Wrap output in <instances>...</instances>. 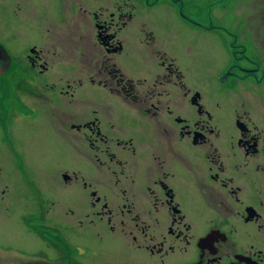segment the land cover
Instances as JSON below:
<instances>
[{
    "label": "flooded vegetation",
    "instance_id": "af4514ba",
    "mask_svg": "<svg viewBox=\"0 0 264 264\" xmlns=\"http://www.w3.org/2000/svg\"><path fill=\"white\" fill-rule=\"evenodd\" d=\"M93 15L104 56L94 58L91 80L105 92L106 106L93 117L67 116L75 142L60 134L59 83L45 78L50 62L32 49L27 71L35 74L25 80L0 43L8 54L0 53V140L7 145L0 146V160L8 156L10 163L17 162V147L26 140L19 133L31 124L38 146L59 152L64 137L94 167L93 180L83 179L89 206L71 227L87 234L88 247L66 250V238L60 236L56 262H49L44 251L19 253L28 264H264V103L247 96L260 106L255 109L238 101L239 136L222 143L204 98L188 88L171 57L175 49L135 9L110 12L100 6ZM247 29L254 44L262 45L264 27ZM155 62L161 71L150 69ZM246 62L252 66L227 68L222 85L264 78L261 63ZM146 64L150 67L144 69ZM99 108L94 102L90 110ZM26 154L23 150L21 156ZM2 176L0 167V181ZM74 182H79L74 173L64 180L65 186ZM187 188L190 202L202 203L201 210L183 208L178 195ZM8 196L13 199L8 187L0 186L6 221L12 213ZM104 235L113 238V247L93 244Z\"/></svg>",
    "mask_w": 264,
    "mask_h": 264
},
{
    "label": "rangeland",
    "instance_id": "374dc122",
    "mask_svg": "<svg viewBox=\"0 0 264 264\" xmlns=\"http://www.w3.org/2000/svg\"><path fill=\"white\" fill-rule=\"evenodd\" d=\"M100 6L110 12L117 7L135 9L155 35L175 49L171 57L177 59L188 88L204 98L221 131L222 143L229 145L238 138L236 104L240 101L259 109L249 98L257 96L264 103V78L227 85L220 80L229 67H251L246 59L253 58L264 69V42L256 46L247 29L264 27V0H0V43L17 61L16 74L23 78L26 75L25 80L34 76V72L27 71L32 49L50 62L45 78L59 83L60 134L67 133L65 138L75 142L77 134L70 130L67 116L93 117L106 106L105 92L91 80L94 58L104 56L94 32L93 12ZM217 27L224 31L214 29ZM150 69L161 71L156 62ZM94 102L100 108L92 111ZM75 121L79 122L78 117ZM19 134L26 140L17 147V162L10 163L8 156L0 160V186L8 187L13 194V199L8 196L12 207L9 220H4L0 212V264H28L27 256L19 250L27 255L44 251L49 262H56L60 236L66 238V250H75L78 244L88 247L87 234L82 230L78 235L71 227L76 215L89 206L83 179L86 183L93 180L94 167L87 158L77 155L64 137H60L58 152L51 146L36 144L39 140L33 137L31 124L23 126ZM4 145L0 140L2 149ZM23 150L27 154L22 157ZM63 172L69 175L64 178ZM73 173L79 182L65 186L64 180ZM190 192L187 188L178 195L187 213L201 210L203 205L190 202ZM103 237L93 240V244L113 247V238Z\"/></svg>",
    "mask_w": 264,
    "mask_h": 264
},
{
    "label": "water",
    "instance_id": "95a60500",
    "mask_svg": "<svg viewBox=\"0 0 264 264\" xmlns=\"http://www.w3.org/2000/svg\"><path fill=\"white\" fill-rule=\"evenodd\" d=\"M0 53L3 55V54H6L7 56H8V54H7V52L4 50V48L0 45Z\"/></svg>",
    "mask_w": 264,
    "mask_h": 264
}]
</instances>
